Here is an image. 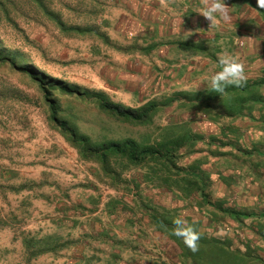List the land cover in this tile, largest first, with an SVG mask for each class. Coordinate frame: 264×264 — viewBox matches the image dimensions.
Returning <instances> with one entry per match:
<instances>
[{
  "label": "rangeland",
  "instance_id": "1",
  "mask_svg": "<svg viewBox=\"0 0 264 264\" xmlns=\"http://www.w3.org/2000/svg\"><path fill=\"white\" fill-rule=\"evenodd\" d=\"M214 3L228 9V21L217 16L215 25H210L201 14ZM50 9L85 27V36L68 37L40 13L25 10L24 15L12 13L19 26L11 21L0 23L1 40L26 51L55 76L83 89L102 90L114 101L135 106L183 91L189 97L206 94L202 100L217 94L215 101L207 104L220 102L219 107L228 99L227 91L214 93L207 88L220 68L218 60L210 58L215 53L217 58H235L252 71V78L264 76V9H257V0H54ZM201 48L206 52H200ZM0 75L36 95V89L28 86L19 72L6 67L0 68ZM258 84L264 88V80ZM254 85L256 81L245 78L238 89ZM189 97L159 112L152 124L138 127L100 113L92 100L62 97V107L72 113L84 132L99 139L160 135L159 126L168 136L178 137L189 126L203 140L198 141L197 156L204 157L203 168L209 170L207 179L212 181L215 205L237 204L243 211L232 207L229 216L222 215L225 222L211 221L191 200L184 201L180 190L163 184L140 180L136 199L128 190L110 189L108 178L99 180L98 165L81 160L51 128L41 104L25 103L18 117L6 107L5 118L0 112V264H201L200 253L211 245L199 242L198 251L192 252L184 239L174 234L176 225L169 230L171 237L150 211L169 216L172 224L178 218L184 224L190 221L185 227L198 234L200 241L213 239L210 243L218 247L216 257L222 256L225 264H264L260 253L264 252V213H260L259 204L247 206L244 202L251 204L254 198L252 187L256 184L250 179L260 180L258 187L264 192V169L253 172L252 158L236 149L242 146L249 153L264 149V128H255L258 133L253 136L250 129L241 131L233 126L234 133L226 138L205 112L179 107ZM218 107L209 106L208 110L216 115ZM231 111L237 113L227 117L232 121L244 117L238 115L239 109ZM262 113L257 109L254 116ZM223 140L232 141V145L224 146ZM238 214L249 218L242 220ZM230 216L243 222L233 221L238 224L235 226ZM197 219L200 221L194 223ZM254 220L257 226L250 223ZM245 222L250 223L248 228ZM87 231L93 235L87 236ZM34 236L36 244L26 245L25 238ZM45 236L67 244L40 253L37 248L46 246L38 239ZM177 237L183 241L180 245L175 242Z\"/></svg>",
  "mask_w": 264,
  "mask_h": 264
},
{
  "label": "trees",
  "instance_id": "2",
  "mask_svg": "<svg viewBox=\"0 0 264 264\" xmlns=\"http://www.w3.org/2000/svg\"><path fill=\"white\" fill-rule=\"evenodd\" d=\"M53 2L54 0H19L18 5L16 0H0V23H9L11 21L16 26H19L18 21L13 19L12 13L19 12L21 15L23 11L27 10L35 14L40 13L68 37H84L87 33L86 28L80 24L66 21L59 12L57 13L50 9L53 6ZM69 8L74 9L71 6ZM1 39L0 37V68L8 67L12 71L19 72L25 83L34 87L37 92L36 95H30V93L25 92L20 87L8 83L9 77L0 75V112H4V118L6 117V110L3 109L6 107H8L7 110L13 112V116L18 117V111L25 103L41 104L45 108L47 121L51 128L58 131L65 138L77 151L81 160L98 165L99 180L104 182L102 181L103 178H108L109 182L105 183L110 189L118 192L120 190H128L136 199L134 194L140 189L139 184H141V181H147L155 186L163 184L164 187L168 186L175 190H180L183 193V200H191L199 210H204L203 212L206 213L211 221L225 222L222 215L229 216L230 208L232 207L225 206L220 208L215 205L211 190L212 181L207 179L209 170L207 173V170L203 168L205 161L202 160L204 157L202 156V159H200V156H197L198 141L203 140L199 139L198 135L189 126L187 130L179 133L178 137L168 136L159 126L160 135L144 134L139 138L127 136L123 138L99 139L98 136L93 137L84 132L77 120L72 117V113L62 107V97H78L84 100H92L100 113L118 123L138 127L152 124L159 112L181 98L185 100L189 95H186L183 91H178L175 92L173 97H164L163 100L153 98L135 106L114 101L102 90L91 91L83 89L77 83L70 82L57 75L55 76L54 73L37 64L33 58L27 55L26 51L14 48L11 44ZM200 52L206 51L201 48ZM211 56L210 58L213 61L218 60L213 55ZM260 80H264V78ZM258 83L259 80H256V85L249 86L245 90L234 86L226 87L224 91H227L226 96L228 99L219 106L220 108L218 107L220 102L207 104L208 101H215L213 98L217 94L210 95V99L207 100H202L201 98V96L205 98L206 94H197L199 95L198 102L197 95H195L189 97L186 102L183 101L179 107H190V110L198 111L202 114L205 112V117L218 125L220 134L228 138L234 133L232 131L233 126H239L241 131L243 130L244 127L239 124L246 120L248 114L254 113L257 109L263 111L264 88L258 86ZM246 91H249V93L255 92L256 95H248ZM242 94L244 96L241 97ZM209 106L218 107L219 110L215 109L216 115L210 111L211 109L208 110ZM232 108L239 109L240 113L238 115L242 113L244 117L237 118L234 121L228 119L227 117L230 115L237 114L231 111ZM211 136H214V134ZM223 144L224 146H231L232 141L223 140ZM236 149L242 154H249V152L243 150L242 146L241 149L239 147ZM126 172L130 173V175L126 176ZM99 180L97 179L96 181ZM94 184V181L90 182V186L94 187ZM118 199L122 200V198ZM155 213V211L154 213L150 211L149 215L162 231L170 233L172 237L169 230L172 229V225H176V220L172 224L169 216H160ZM238 215L243 217L242 220L249 218L245 215ZM230 218L234 222H238L234 216H230ZM197 221L200 220H196L194 223ZM186 226H190V221ZM197 232L200 233L198 230ZM85 234L91 237L93 232L87 231ZM198 237L197 243L200 242L202 245L208 243V245L213 246V248L208 246L207 249H203V252L200 253L201 264H210V262L216 260L219 264H225L222 256L218 255L216 257L218 251L215 250L218 247L210 243L213 239L200 241L201 237L199 235ZM36 240V236L25 238V243L26 245L36 244ZM38 241H44V246H46L45 248H37L40 253L56 250L61 245L67 244V241L60 243L61 241L53 236H45L43 239H38ZM85 242H87V239ZM175 242L180 245L183 241L177 237Z\"/></svg>",
  "mask_w": 264,
  "mask_h": 264
},
{
  "label": "clouds",
  "instance_id": "3",
  "mask_svg": "<svg viewBox=\"0 0 264 264\" xmlns=\"http://www.w3.org/2000/svg\"><path fill=\"white\" fill-rule=\"evenodd\" d=\"M257 9H264V0H257ZM201 14L210 21V25H215L217 16L225 22L229 20L228 9L221 3L212 4ZM218 64L220 66L219 70L212 75L208 82L207 88L210 92L223 93L224 89L228 86L239 87L242 85L245 74L244 68L240 62L231 56H219ZM251 152L252 151H250V153ZM175 224L176 228L174 234L183 238L186 246L189 247L192 252L198 251L197 241L199 237L191 228L185 227L188 223L184 224L183 220L178 218Z\"/></svg>",
  "mask_w": 264,
  "mask_h": 264
},
{
  "label": "crops",
  "instance_id": "4",
  "mask_svg": "<svg viewBox=\"0 0 264 264\" xmlns=\"http://www.w3.org/2000/svg\"><path fill=\"white\" fill-rule=\"evenodd\" d=\"M212 57V56H211ZM213 57L217 58V55L216 53L213 55ZM245 61L247 64V62L249 61L248 58L246 59L245 58ZM244 73H245V78L247 81L249 82H254L256 80H260V79H263V77H258V78H252L250 76H254V75H251L252 71H249L246 67H244ZM254 113H252L250 115V119L248 120H244L242 121V123H246V126L244 125L243 127V130H247V129H250L251 132L253 133V136H254V133H258V131L255 129V128H264V110H263V113L260 117H258V115H255L254 117ZM248 156H250L252 158V161L250 162V166L252 168V171L257 173L258 170L260 169H264V149H254ZM255 167V168H253ZM264 173V172H263ZM255 178H257V176H255ZM254 184L256 185H253V197L255 198H252V200H250L251 204H248L246 203L248 200L244 199V202L247 206H253V205H256V204H259L260 205V208H261V214L264 213V192L262 193V191L260 190V188L258 187V183L260 180L258 181H255L253 179H250ZM225 196V195H224ZM262 197V199H261ZM228 197H225V199H227ZM235 200L238 199L237 195L236 197L234 198ZM230 207H235V208H239L241 210L242 207H238L237 204L234 205V206H230ZM198 220V219H197ZM231 220V219H230ZM231 222L234 224L233 220H231ZM239 223H242L241 221H238ZM250 223H254L255 226H257V223H256V220H254V222H250ZM248 223V224H250ZM232 224V226H233ZM245 224H247L245 222ZM248 224L246 225V227L248 228ZM235 226H238L237 223L234 224ZM248 245H245V247H247ZM261 254L264 255V252H260Z\"/></svg>",
  "mask_w": 264,
  "mask_h": 264
}]
</instances>
